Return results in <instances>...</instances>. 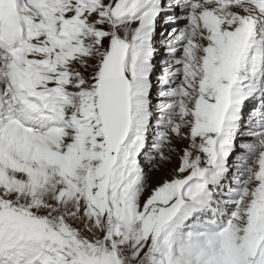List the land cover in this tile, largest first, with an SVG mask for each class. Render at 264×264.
<instances>
[{
  "label": "snow or ice",
  "instance_id": "1",
  "mask_svg": "<svg viewBox=\"0 0 264 264\" xmlns=\"http://www.w3.org/2000/svg\"><path fill=\"white\" fill-rule=\"evenodd\" d=\"M0 264H264V0H0Z\"/></svg>",
  "mask_w": 264,
  "mask_h": 264
}]
</instances>
